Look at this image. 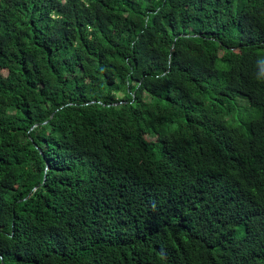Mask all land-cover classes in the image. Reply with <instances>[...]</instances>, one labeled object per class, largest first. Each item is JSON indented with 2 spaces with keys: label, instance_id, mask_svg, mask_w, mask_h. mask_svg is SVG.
I'll list each match as a JSON object with an SVG mask.
<instances>
[{
  "label": "trees",
  "instance_id": "16d2710c",
  "mask_svg": "<svg viewBox=\"0 0 264 264\" xmlns=\"http://www.w3.org/2000/svg\"><path fill=\"white\" fill-rule=\"evenodd\" d=\"M0 264H264V0H0Z\"/></svg>",
  "mask_w": 264,
  "mask_h": 264
},
{
  "label": "rangeland",
  "instance_id": "374dc122",
  "mask_svg": "<svg viewBox=\"0 0 264 264\" xmlns=\"http://www.w3.org/2000/svg\"><path fill=\"white\" fill-rule=\"evenodd\" d=\"M238 104L234 106L231 118L236 120H247L252 114V109L250 108L248 102L243 99H238Z\"/></svg>",
  "mask_w": 264,
  "mask_h": 264
}]
</instances>
